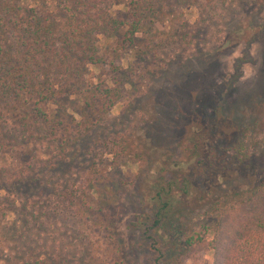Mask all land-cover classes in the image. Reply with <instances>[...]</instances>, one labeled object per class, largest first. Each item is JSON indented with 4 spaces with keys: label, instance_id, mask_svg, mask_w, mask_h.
<instances>
[{
    "label": "trees",
    "instance_id": "obj_1",
    "mask_svg": "<svg viewBox=\"0 0 264 264\" xmlns=\"http://www.w3.org/2000/svg\"><path fill=\"white\" fill-rule=\"evenodd\" d=\"M175 1L179 0H50L38 8L22 0H0V153L29 149L23 165L0 166V190L6 192L0 194V212L13 213L15 224L8 264H83L85 245L102 233L116 239L111 264H184L190 254L207 248L212 264H264V182L229 205L225 200H232V194L213 197L203 212L196 210L202 217L197 228L183 212L192 205L195 176L225 158H217L219 151L206 141L205 133L193 143L195 161L187 158L189 166L198 169L195 176L170 163L149 181L148 194H137L142 209L124 226L131 230L128 237L119 220L124 205L94 202L92 191L108 182V155L112 161L133 156L141 167L153 168L149 148L135 139L132 128L137 123L124 130L93 132L103 126L117 91L91 79L90 65L101 62L98 38L123 27L133 39L149 18ZM218 1L226 4L179 2ZM115 2L125 4L124 18L113 10ZM201 14L202 20L203 14L209 15ZM198 141L208 145L194 149ZM190 148L180 145L174 161L182 162ZM44 175L48 178L38 187ZM31 186H37L36 193ZM204 202L199 197L194 205ZM215 212L210 237L205 220ZM67 217L78 225L81 241L74 246L66 231L54 227ZM75 248L79 260L71 255Z\"/></svg>",
    "mask_w": 264,
    "mask_h": 264
},
{
    "label": "rangeland",
    "instance_id": "obj_2",
    "mask_svg": "<svg viewBox=\"0 0 264 264\" xmlns=\"http://www.w3.org/2000/svg\"><path fill=\"white\" fill-rule=\"evenodd\" d=\"M49 1L22 0V3L43 8ZM179 1L149 18L133 39L125 35L123 27L112 34L100 35L97 46L101 62L89 68L95 83L99 81L117 89L103 126L94 127V134L104 129L124 130L137 123L132 128L135 139L146 145L153 156L151 169L141 167V161L133 156L112 161L111 154L108 155V182L97 192L92 191L95 203L107 200L124 205L119 209V220L126 237L131 230L124 226L134 218L138 208L142 209L137 194H148L149 181L158 177L160 171L173 163L195 176L198 169L189 166L187 158L191 163L195 161L191 152L199 133H205L206 141L215 144L219 151L217 158L222 155L225 158L220 162L214 160L201 175L195 176L190 193L194 195L190 197L192 205L183 207V212L196 228L202 221L196 210L203 212L213 197L232 194V200H225L229 205L248 193L249 187L264 182V0H233V3L226 0L225 5L220 1L211 4ZM113 10L122 18L126 16L124 3L115 2ZM203 11L209 14H203L205 20L201 16ZM182 144L191 147L188 155L182 162L174 161L173 156ZM207 145L198 141L194 149L201 150ZM28 158V146L8 149L0 153V166L19 167ZM47 178L44 175L38 179L37 186L44 185ZM37 186L29 190L36 193ZM0 194L6 192L0 190ZM199 197L205 202L196 206ZM216 216L217 212L205 220L211 227L210 237ZM13 218V213L0 212L1 264L10 263ZM54 227L67 232L72 246L81 241L74 219L59 220ZM97 235L84 247L83 264H111L116 256L115 237L106 233ZM74 250L77 248L71 250V255L79 260L80 253ZM184 264H212L211 251L208 248L195 251Z\"/></svg>",
    "mask_w": 264,
    "mask_h": 264
}]
</instances>
